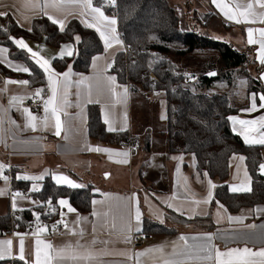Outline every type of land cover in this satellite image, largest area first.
<instances>
[{
	"label": "crops",
	"instance_id": "1",
	"mask_svg": "<svg viewBox=\"0 0 264 264\" xmlns=\"http://www.w3.org/2000/svg\"><path fill=\"white\" fill-rule=\"evenodd\" d=\"M37 2L49 16L64 20L66 26L72 18L82 19L80 17V6L73 3L72 0H63L62 3L61 0H56L57 6H51L52 0H47V7H45L46 0H37ZM223 2L228 3L231 7H236L237 4H246L248 0H223ZM4 3L12 4L13 0H4ZM206 5L209 14L207 24L213 22L218 30L227 36L229 35V40L236 48L246 50L251 54V58L256 62V67L261 69L255 77H259L264 84V79L261 78L264 75V65L258 60L259 44L249 45L246 31L249 27L254 29L264 28V23L237 24L228 20L211 0H208ZM7 10L26 29L32 28L35 18L46 16L43 12L33 10L31 4L25 7V0H15V8ZM256 10L260 11L258 6ZM105 14L109 17H115L118 24L116 14L106 12ZM25 17H28V19H25ZM117 24L116 29L120 40L123 42L122 44L118 45L114 42L111 48L107 50L104 48L101 53L94 55L87 72H77L69 65L72 71L70 80L73 82L68 88L70 105L65 109L67 115H61L62 129L59 137L54 134V121L49 120L48 126L45 128L43 125L44 111L39 116L27 104L28 97L34 94L36 89L44 88V93L47 96L50 95L47 88V77L46 82L42 85L33 86L30 82L27 85L9 83V80H29L25 76L18 75L22 72L11 70L6 66V62H0L1 65L17 74L13 76L2 75L0 77V165L4 166L2 172H0V177L3 176L6 168L12 167V181L9 179L5 181L0 178V190L4 191V195H0V216L8 214L12 210L19 211L25 208H33L34 204L33 206L28 205L25 196L30 195L29 191L35 192L32 190L34 186L39 191L47 176H50L54 180L53 182H56L55 175L67 176L77 184L83 185V187L92 186L94 194H96L92 198L90 212H80L68 198L60 197V199L68 200L75 211L69 212L67 206H60L59 199L55 204L57 209L56 220L61 221L63 218V223L55 231L49 229L48 225L40 223L39 219L37 222L35 216L32 225L33 232L22 236L25 241V261L18 259L21 236L11 237L8 231L6 233L0 231V241H12L11 256L0 261H3V264H26V262L27 264H34L35 240L37 237L50 242L55 248H62L68 244L75 247L76 243L79 242L81 247L77 251L82 254L86 252L93 254L91 260L73 261L68 259L63 261V264H137L135 255L137 252L164 246L165 252L171 253L173 243L178 248L182 247L184 242L179 239L181 235L189 238L188 244H194L201 242V240H193L192 237L202 239L211 234L213 237L212 243L220 251H227L231 248L243 249L244 247L259 251L264 248V212L255 211L257 208L264 209V204L255 207H244L237 213H229L223 205L220 208L219 205L221 204L219 203L212 206L210 220L191 223L175 234L149 233L151 236L142 246H134L135 235L148 233L143 228V220L146 216L174 226L176 224L167 215L170 210L188 218L206 214L212 200L207 204H196L194 201L207 199L208 181L211 180L215 187L217 182L208 174L205 175L206 172L198 169L194 154L170 152L168 150L167 138L164 134L165 128L163 129V125H166V102L162 91H153L164 96L161 100L162 105L158 116L159 123L157 122L155 127H151L149 121L146 125L139 117L138 122H134L132 92L127 84L117 81L116 73L112 70L113 67L108 68L109 64L114 65L118 52L125 50L126 46L120 36ZM22 38L33 51L38 52L41 57L49 59L54 69L53 58H60L62 45L70 44L73 52L75 51L74 44L69 42L55 47L46 44L43 40L39 42L30 38ZM254 38H259L258 32L254 33ZM0 47L7 49L3 45H0ZM95 57H100V59L94 61ZM5 58L6 61H11L14 65L28 67L24 61L11 59L8 49L6 53L0 55V60H5ZM69 66L63 71L55 70L63 73L68 70ZM109 76L116 77V84L120 86L116 89L117 92L122 94L124 87L128 89L127 97L122 103H116L115 97L109 92L106 79ZM85 77L90 79L85 80L84 83H76ZM88 85H91L92 103L99 104L103 121L104 113L107 111L116 127L119 128L126 124L124 132H127L128 135L137 136V140L141 142L138 155L132 156L127 147L121 146L117 142L108 143L90 137L88 124H86L88 122L86 109L89 105L87 103ZM247 87H245V93L240 96L237 93V97H235L238 100V106H240L239 112L232 116L237 117V121H231L232 128L236 133L243 130L238 123L239 120L258 121L259 117L264 115V108L260 107L261 102L259 100V96L264 93L253 90L248 92ZM78 91L80 93L79 97L76 95ZM253 94H256L257 97L255 101L257 108L246 111L251 108ZM13 97L21 99L13 101ZM24 109L30 110L32 115L37 117V120L34 121L37 125L35 130L25 126L29 122V117ZM139 109L144 110L143 108ZM147 134L150 137V144L149 147H144L143 139ZM256 135L258 136V133ZM96 147L108 148L113 151L108 153L91 150ZM124 151L129 152L127 157L119 155L120 152ZM241 156L245 157L236 153L230 159L231 172L228 179L230 188L232 185L239 186L242 183L249 184L251 187L252 181L246 160L241 161L238 159ZM122 160L127 162H119ZM262 163H264V151ZM178 168L179 171H177ZM245 171H247V177ZM104 173L108 175L104 177ZM21 176L43 178L39 180L17 179ZM13 178L16 181H30L27 182L29 191L23 193L20 185L18 188H16V185L13 186ZM214 188L211 189L213 193ZM17 192L22 195L16 197V207L14 208L13 196ZM93 201H97V203H93ZM169 204H172L173 207H168ZM47 205L49 210V203ZM137 206L142 214L139 225H137L134 218ZM36 212L35 210L34 213ZM93 212L98 214L93 215ZM229 216H242L244 219L240 221L229 220ZM78 217L86 219L78 220ZM65 223L68 225L67 229L64 226ZM38 225L47 226L46 230L37 233ZM137 227L142 230L136 231ZM69 229H74V231ZM125 236H130L131 240H125ZM93 240L95 241L94 244L92 243ZM180 259L183 264H214V260L204 261L184 257H180ZM140 260L142 264H151L149 257H140ZM53 264H56V262L53 261Z\"/></svg>",
	"mask_w": 264,
	"mask_h": 264
},
{
	"label": "trees",
	"instance_id": "2",
	"mask_svg": "<svg viewBox=\"0 0 264 264\" xmlns=\"http://www.w3.org/2000/svg\"><path fill=\"white\" fill-rule=\"evenodd\" d=\"M94 5L102 6L106 13H114L118 19V30L125 48L128 51L118 52L112 70L117 81L129 86L130 91L141 95L149 91H162L166 102V125L164 134L170 152L194 154L199 170L206 172L216 180L213 199L208 212L188 218L174 211L168 217L176 225L170 226L150 217L143 220L145 232L151 234H175L191 223L211 219L212 206L223 205L229 213H237L244 207H255L264 204V174L260 173L264 145H249L243 137L232 128L233 115L240 106L233 102L236 88L240 81H249L247 90L263 92L264 84L259 77V67L246 50L236 48L232 43L217 40L199 31L181 28V16L170 0H116L110 5L108 0H94ZM209 14L206 13L202 24L207 25ZM16 21L12 15L0 17V45L8 49L11 59L24 61L30 73L18 75L28 78L31 85H42L46 82L45 73L31 59V54L20 50L11 38H30L58 47L63 43H73L74 54L69 57L55 58L53 66L63 71L69 65L77 72H87L92 57L101 53L104 45L99 34L85 27L78 18H72L62 32L58 25L51 23L47 16L34 19L31 31ZM79 36L80 42L74 41ZM204 56L208 70L200 71V85L208 87L215 79L229 83L228 92L209 94L194 91L196 80L181 72L177 57ZM254 67L249 68V65ZM217 71L214 78L204 73ZM208 73V72H207ZM0 77L17 75L14 71L0 64ZM88 131L91 138L115 143L128 138L127 132H108L103 122L99 104L88 105ZM137 139V136H132ZM149 134L143 139L144 147H149ZM239 153L245 156L246 165L251 176V191L232 192L228 179L232 155ZM47 176L39 191L30 192L25 180L16 181L13 186L29 191L40 203L33 208H25L14 217L11 212L0 216V231L6 233L18 225L20 231L32 226L35 214L45 212L49 200L51 213L45 215L57 219V201L68 198L80 212H90L92 198L96 195L92 186L72 188L60 185ZM35 210L37 211L36 213ZM211 225H213L211 223ZM211 228V226H210ZM0 261V264H3Z\"/></svg>",
	"mask_w": 264,
	"mask_h": 264
},
{
	"label": "snow or ice",
	"instance_id": "3",
	"mask_svg": "<svg viewBox=\"0 0 264 264\" xmlns=\"http://www.w3.org/2000/svg\"><path fill=\"white\" fill-rule=\"evenodd\" d=\"M63 0H61V3ZM73 3L80 6V23H82L85 27L94 29L98 34L99 38L102 41L105 50L111 48L113 43L115 44H122L123 42L119 38V34L117 33L116 24L117 20L115 17H109L105 14L102 6L94 5V0H72ZM211 2L216 5V7L220 10L221 13L230 21H234L237 24L240 23H264V0H248L246 4H237L236 7H231L228 3L223 2V0H211ZM110 5H115L116 0H108ZM31 4V7L35 11L43 12L44 15L48 16V19L51 23L58 25L60 31H64L66 29V23L62 19H57L52 16H49L48 13L45 11L44 8H41L37 2V0H25V7ZM47 0L45 7H47ZM51 6H57L56 0H52ZM259 7L260 11H257L256 8ZM15 8V0H13L12 4H5L4 0H0V17H6L9 15V11L7 9H14ZM28 19V17H25ZM22 26V25H19ZM31 31V29H28ZM247 42L249 45L259 44L258 49V60L259 62L264 65V28L254 29L252 27L247 28ZM259 34V38H254V33ZM13 43L18 46L20 50H26L28 53L31 54V59L34 63L46 74L47 77V88L50 92V95L47 96L46 99H43L42 93H44V88H39L35 90L34 95L37 97L42 98L43 108H44V117H43V125L47 128L49 120L54 121V128H55V135H61L62 129V120L61 115H67L65 109L70 105V101L68 100V88L73 83L70 80L72 75L71 66H69L68 70L59 73L57 72L52 66L51 61L49 59H45L39 55L38 52L33 51L31 47L24 41L21 37L11 38ZM74 41L77 43L80 42V37L75 36ZM7 52V49L0 47V55H3ZM74 54L72 47L70 44H65L61 46V53L60 58L62 59L64 56L71 57ZM55 59V57L53 58ZM100 59V57H95V60ZM0 62H6V66H8L11 70L16 72L22 73H30V69L26 66L22 65H14L11 61L0 60ZM113 64H109L108 68H112ZM209 75H215V73H209ZM264 79V75L261 76ZM90 78L85 77L83 80L76 82L77 84L84 83L85 80ZM108 82L109 92L115 97L116 103H122L128 94L127 87L123 88L122 94L117 92L116 89L120 87L116 84V77L109 76L106 78ZM9 83H18L21 85H27L29 81L21 80V81H8ZM88 100L87 103H92L91 100V85H88L87 88ZM77 97H79V91L76 93ZM256 94L252 95V104L251 108L247 109L246 111H252L257 108L256 104ZM13 101L17 99H21L18 97H13ZM260 100V107L264 108V94L259 96ZM25 113L29 117V122L26 124V127H31L33 130L36 129L37 125L34 121L37 120V117L32 115L31 111L28 109H24ZM126 119V115H125ZM231 120L234 122L237 121V117H231ZM106 130L108 132H116V131H125L126 124L122 127H116L113 121L110 118V114L105 111L104 113V121ZM239 125L242 127V131L238 134L243 136L245 143L249 145H264V115L259 117V120H239ZM258 133V136L256 135ZM91 150L94 151H103L111 153L113 150L108 148H100L96 147ZM119 155L123 157H127L129 155L128 151L120 152ZM182 160V157L180 158ZM239 160L243 161L245 157L241 156L238 157ZM119 162H127L126 160H122ZM3 165H0V172L3 170ZM239 169V166H238ZM260 173L264 174V163L259 165ZM179 171V168L177 169ZM106 176L108 174H105ZM207 175V173H205ZM245 176L247 177V171H245ZM5 181H7V176H2ZM43 177H31V176H21L17 177V179H25V180H32V179H42ZM54 179L57 184H66L72 188L83 187V185L77 184L76 182L72 181L70 178L64 175H55ZM209 191L207 195V199L203 201H194L196 204L200 203H210L213 197V192L211 189L215 187V185L208 181ZM33 191H38L35 186L32 189ZM230 190L234 193L236 192H250L251 187L249 184H241L239 186L232 185ZM0 195H4V191L0 190ZM22 194L17 192L13 196V207L15 208V200L16 197L21 196ZM107 195V194H106ZM49 206H51V201L49 200ZM60 206H67L69 212H74L73 209L66 199H60L58 201ZM93 203H97V201H93ZM219 203V202H217ZM168 207H173L172 204H169ZM222 208V205H219ZM23 209H21L22 211ZM255 211L257 212H264V209L257 208ZM98 213L93 212V215H97ZM37 220L39 219V214H35ZM141 211L139 207H136L135 210V221L137 225L141 222ZM63 217V214H62ZM229 220H237L240 221L244 219V217H228ZM79 219H86L78 217ZM63 223V218L61 221H57V224ZM65 228H68L67 223L64 224ZM47 226H37V233H42L46 230ZM56 230V225H53V231ZM70 231H74V229H69ZM131 230L130 228L128 229ZM142 229L137 227L136 231H141ZM18 236L21 234L17 233ZM180 241L184 242L182 247H177L175 243H173L171 253H166L164 250V246H159L156 248H148L142 252H137L136 259L137 264H142L140 257H149L151 260V264H183V261L180 257H184L186 259H200L204 261H213L214 264H264V248L260 249L259 251H253L248 247H244L243 249L240 248H231L227 251H220L215 247L212 243L213 237L211 234L206 235L205 237L198 238L192 237L193 240H201L199 243L188 244V237L181 235L179 237ZM125 240L130 241V236H125ZM92 243L94 244L95 241L93 240ZM79 242L76 243V246L73 247L71 244L65 245L62 248H55L50 242L41 240L39 237L35 240V260L34 264H53V261L56 264H63V261L71 259L73 261L76 260H91L93 259V254L91 252L80 253L77 251L80 248ZM25 241L21 236L19 241V256L18 259L21 261H25ZM12 254V241L11 240H3L0 241V260L10 257ZM156 254V255H154ZM27 264V262H26Z\"/></svg>",
	"mask_w": 264,
	"mask_h": 264
},
{
	"label": "rangeland",
	"instance_id": "4",
	"mask_svg": "<svg viewBox=\"0 0 264 264\" xmlns=\"http://www.w3.org/2000/svg\"><path fill=\"white\" fill-rule=\"evenodd\" d=\"M170 2L174 7H176L179 15L181 16V28L188 29L190 31H199L217 40L231 43L229 40V35L227 36L225 33L218 30L213 22H210L207 25L202 24L204 16L208 12L206 5L208 0H170ZM207 60L208 59L204 56H184L176 58L181 72L186 73L188 76H191L194 78V80H196L197 85L195 88H193L194 91H202L209 94L228 92L229 83L220 79H215L214 82L208 87H202L200 85L199 73L200 71L208 70ZM252 67V64L249 65V68L252 69ZM207 72L204 74L206 75ZM248 83V80L240 81L238 87L236 88L233 99L234 103L237 104L238 101L235 98L237 97L236 94L238 93L240 96L241 94L245 93V87L248 86ZM144 94L145 95H141L137 92L132 93V110L134 113V122L137 123L139 117V119H142V122L146 125H148L147 121H149L151 123L150 126L155 127V123L158 122L159 111L162 105L161 100L164 98V96L159 93H154L153 91H149ZM139 108H143L144 110H140ZM146 111L149 113V116ZM164 128L165 126L163 125V129ZM104 177H106L105 173ZM25 200L28 202V205L33 206L34 204V207L40 203V201L32 195L25 196Z\"/></svg>",
	"mask_w": 264,
	"mask_h": 264
},
{
	"label": "built area",
	"instance_id": "5",
	"mask_svg": "<svg viewBox=\"0 0 264 264\" xmlns=\"http://www.w3.org/2000/svg\"><path fill=\"white\" fill-rule=\"evenodd\" d=\"M125 51H128L127 47L125 48ZM115 66H117L116 63H114L113 67H115ZM42 97H43V99H46L47 95L44 93V94H42ZM27 104H28V107L32 108L37 115H39V116L42 115L44 108H43V102H42L41 97H37L34 94H32L30 97H28ZM118 143L121 146L127 147L132 156H136L140 152L141 142L137 139H133L131 134L128 135V138L119 140ZM3 176H7L8 179L10 181H12V167L11 166L4 170ZM22 192L26 193L25 190H22ZM49 213H51L50 210H46L43 213L38 212L39 222L48 225V228L51 230H53V225H56V229L60 228L61 223L57 224L56 219L51 218L50 216L49 217L45 216ZM11 214L14 217L19 216V213L16 210H12ZM37 222H38V220H37ZM32 232H33V226H30V227L26 228L25 230L20 231L18 229V225H15L14 227H12L8 230L9 236H11V237L18 236L17 233L21 234L20 236H24L25 234L32 233ZM150 236H151V234H149V233L135 235L134 242H133L134 246H142Z\"/></svg>",
	"mask_w": 264,
	"mask_h": 264
},
{
	"label": "water",
	"instance_id": "6",
	"mask_svg": "<svg viewBox=\"0 0 264 264\" xmlns=\"http://www.w3.org/2000/svg\"><path fill=\"white\" fill-rule=\"evenodd\" d=\"M210 73H215V75H209V72L206 74L207 77H211V78H214L215 76H217V71L216 70H213L211 71Z\"/></svg>",
	"mask_w": 264,
	"mask_h": 264
}]
</instances>
